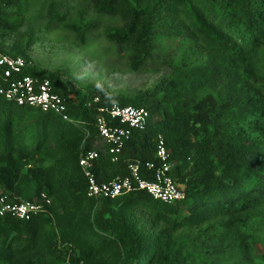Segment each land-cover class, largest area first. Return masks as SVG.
I'll use <instances>...</instances> for the list:
<instances>
[{
	"label": "trees",
	"instance_id": "16d2710c",
	"mask_svg": "<svg viewBox=\"0 0 264 264\" xmlns=\"http://www.w3.org/2000/svg\"><path fill=\"white\" fill-rule=\"evenodd\" d=\"M46 38L163 73L132 92L93 84L72 99L68 82L31 64ZM0 51L48 78L69 116L0 95V193L50 199L27 220L0 216V264H264V0H0ZM113 103L149 113L115 162L95 124L96 107ZM157 134L182 199L86 195L84 151L98 152L94 173L107 181L129 160L156 161Z\"/></svg>",
	"mask_w": 264,
	"mask_h": 264
},
{
	"label": "built area",
	"instance_id": "2783aa9c",
	"mask_svg": "<svg viewBox=\"0 0 264 264\" xmlns=\"http://www.w3.org/2000/svg\"><path fill=\"white\" fill-rule=\"evenodd\" d=\"M27 64L20 55L13 56L0 51V95L17 104L31 105L69 120L66 99L53 90L48 78L23 73ZM98 101V96L92 98V102ZM96 109L97 130L108 145L110 160L115 162L132 130L146 127L148 110L142 106L115 103L98 105ZM155 144L156 161L140 163L129 160L127 174L116 175L107 181H98L94 173L98 152L94 149L84 151L79 156L78 163L86 178V195L91 198L113 199L133 190H144L153 198L167 203L182 199L184 191L181 185L169 174L171 163L167 159L168 153L161 134L156 135ZM142 167L150 178L143 175ZM49 203L50 199L44 192H40L33 199L23 200H13L6 193H0V216L8 214L27 220L47 211Z\"/></svg>",
	"mask_w": 264,
	"mask_h": 264
},
{
	"label": "rangeland",
	"instance_id": "374dc122",
	"mask_svg": "<svg viewBox=\"0 0 264 264\" xmlns=\"http://www.w3.org/2000/svg\"><path fill=\"white\" fill-rule=\"evenodd\" d=\"M53 37V36H51ZM5 46L11 42L4 40ZM31 64L56 73L66 82L68 95L74 98L75 90H89L93 84H102L111 92H132L152 84L162 73L130 71L123 60L114 63L109 58L98 60L69 42L44 39L33 44L27 52ZM73 90V91H72Z\"/></svg>",
	"mask_w": 264,
	"mask_h": 264
}]
</instances>
